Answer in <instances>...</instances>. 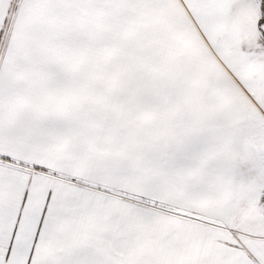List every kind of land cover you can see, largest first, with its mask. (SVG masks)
<instances>
[{"label": "snow or ice", "instance_id": "6c2138e0", "mask_svg": "<svg viewBox=\"0 0 264 264\" xmlns=\"http://www.w3.org/2000/svg\"><path fill=\"white\" fill-rule=\"evenodd\" d=\"M0 264H264V0H0Z\"/></svg>", "mask_w": 264, "mask_h": 264}]
</instances>
